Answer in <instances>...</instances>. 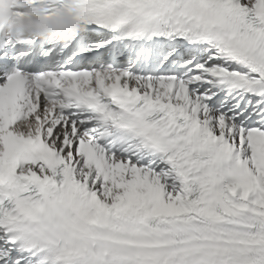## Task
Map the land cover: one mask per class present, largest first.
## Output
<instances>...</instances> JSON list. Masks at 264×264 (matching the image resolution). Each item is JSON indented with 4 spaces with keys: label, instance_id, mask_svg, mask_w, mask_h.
I'll list each match as a JSON object with an SVG mask.
<instances>
[{
    "label": "snow or ice",
    "instance_id": "snow-or-ice-1",
    "mask_svg": "<svg viewBox=\"0 0 264 264\" xmlns=\"http://www.w3.org/2000/svg\"><path fill=\"white\" fill-rule=\"evenodd\" d=\"M0 264H264V0H0Z\"/></svg>",
    "mask_w": 264,
    "mask_h": 264
},
{
    "label": "clouds",
    "instance_id": "clouds-1",
    "mask_svg": "<svg viewBox=\"0 0 264 264\" xmlns=\"http://www.w3.org/2000/svg\"><path fill=\"white\" fill-rule=\"evenodd\" d=\"M45 22L41 21V20H30V21H25L22 23L21 26H23L25 28V31L28 33H33L38 31L44 24ZM13 29L10 26V30Z\"/></svg>",
    "mask_w": 264,
    "mask_h": 264
}]
</instances>
